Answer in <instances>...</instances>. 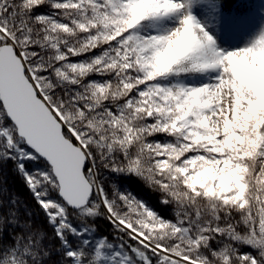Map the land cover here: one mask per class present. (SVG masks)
I'll return each mask as SVG.
<instances>
[{"label":"snow or ice","instance_id":"obj_1","mask_svg":"<svg viewBox=\"0 0 264 264\" xmlns=\"http://www.w3.org/2000/svg\"><path fill=\"white\" fill-rule=\"evenodd\" d=\"M0 264H264V0H0Z\"/></svg>","mask_w":264,"mask_h":264}]
</instances>
